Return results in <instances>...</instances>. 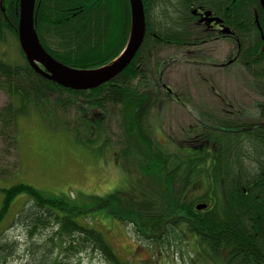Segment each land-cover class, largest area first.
Instances as JSON below:
<instances>
[{"label": "trees", "instance_id": "16d2710c", "mask_svg": "<svg viewBox=\"0 0 264 264\" xmlns=\"http://www.w3.org/2000/svg\"><path fill=\"white\" fill-rule=\"evenodd\" d=\"M263 1L144 0L147 32L130 65L95 89L74 90L30 65L18 37L20 0H0V40L8 31L24 59L0 58V90L9 97L0 106L3 138H16L20 120L35 114L34 109L42 117L44 109L50 114L52 109L75 108L80 120L77 125L64 122L63 131L77 144L100 142L102 149L110 144V119L118 114L125 141L120 155L139 183L138 189L130 182L125 189L81 203L74 196L48 192L17 180L16 174L9 178L0 172V264H9L19 249L18 241L5 236L17 223L29 237L26 264H81L76 258L89 252L105 264H130L105 232L89 222L99 210L131 224L140 238L156 245L192 236L217 256L225 252L231 263L264 264ZM197 5L214 11L231 29L226 37L237 45L235 62L253 77L263 100L259 115L252 118L235 111L201 120L195 140L208 139L213 149L173 151L156 138L150 123L152 110L165 97L161 70L169 61L161 62L157 54L162 46L190 48L216 36L195 23L191 9ZM131 23L130 0H36L35 24L44 47L73 68L96 69L113 61L128 42ZM45 122L54 128L51 118ZM178 179L183 180L182 189L176 186ZM195 179L204 187L189 200L188 189L200 184Z\"/></svg>", "mask_w": 264, "mask_h": 264}, {"label": "rangeland", "instance_id": "374dc122", "mask_svg": "<svg viewBox=\"0 0 264 264\" xmlns=\"http://www.w3.org/2000/svg\"><path fill=\"white\" fill-rule=\"evenodd\" d=\"M236 52L237 45L229 37L211 39L190 48L160 47L158 59L161 62L169 60L161 70L165 97L160 107L152 110L150 123L156 138L168 149L178 151L182 147L188 152L213 149L214 145L208 139L195 140V129L201 126L203 119L227 117L235 111L242 118L259 115L258 104L263 96L254 88L253 77L242 64L235 62ZM0 58L13 62L24 60L17 40L8 31L5 40H0ZM165 85L173 89L178 99L166 93ZM8 100V95L0 90V106ZM50 111L47 114L48 109L42 110L41 117L34 109L35 114L22 118L19 131L15 132L18 136L13 139L3 138L0 124V172L9 178L16 174L17 180L29 181L48 192L74 196L81 203L125 189L130 182L138 189L137 176L127 171L120 155L125 141L118 114L110 119V144L100 149V142H96V146L77 144L73 135L63 131L64 122L77 125L80 120L75 108ZM49 118L54 121V128L47 126L45 120L48 122ZM190 136L196 142L187 139ZM194 182L200 184L195 183L188 189L189 200L196 199L204 187L201 179ZM177 183L176 186L182 189L183 180L178 179ZM96 213L89 222L105 232L115 250L130 264H239L231 263L225 252L217 256L210 247H201L195 237L188 236L183 242L172 239L169 245H156L140 238L131 224L111 217L105 210ZM5 236L18 241L19 247L17 253L9 257V264L28 263L30 257L27 258L25 251L29 237L24 227L14 224L5 231ZM76 259L81 264H105L92 252L83 253Z\"/></svg>", "mask_w": 264, "mask_h": 264}, {"label": "water", "instance_id": "95a60500", "mask_svg": "<svg viewBox=\"0 0 264 264\" xmlns=\"http://www.w3.org/2000/svg\"><path fill=\"white\" fill-rule=\"evenodd\" d=\"M132 23L130 36L121 53L109 64L96 69L73 68L54 57L43 45L35 24L36 0H20L18 37L20 46L30 65L44 77L74 90L95 89L120 75L135 58L147 32V16L143 0H130ZM264 5V1H263ZM198 10H195V12ZM204 21H221L212 17V11L204 12ZM223 33H231L229 27ZM168 92L173 89L165 86ZM206 205H198L199 209Z\"/></svg>", "mask_w": 264, "mask_h": 264}, {"label": "flooded vegetation", "instance_id": "af4514ba", "mask_svg": "<svg viewBox=\"0 0 264 264\" xmlns=\"http://www.w3.org/2000/svg\"><path fill=\"white\" fill-rule=\"evenodd\" d=\"M195 10H198V11L195 12ZM207 10H210V9H208L206 7H202L201 5H197V6L192 7L191 13L195 19V23L201 27H205L207 32L215 33L216 36H214L212 39H218V38L226 37L227 33H223V31H222L223 28L226 27V24L224 23V20L221 17H219L214 11L210 10V11H212V17H218L221 19V21H211V22L204 21V22H201V19L204 17V12ZM205 42H208V41L202 40V43H205ZM165 89H166V92H168L167 87H165ZM168 93H172V95L176 99H178V97L176 96V94L173 93V91L168 92Z\"/></svg>", "mask_w": 264, "mask_h": 264}, {"label": "bare ground", "instance_id": "6f19581e", "mask_svg": "<svg viewBox=\"0 0 264 264\" xmlns=\"http://www.w3.org/2000/svg\"><path fill=\"white\" fill-rule=\"evenodd\" d=\"M144 1V0H143ZM147 15V14H146ZM63 22V21H62ZM128 32V31H127ZM161 84V83H160ZM258 89V88H257ZM128 119V118H127ZM222 121V120H221ZM233 125V124H232ZM135 127V126H134ZM131 132V131H130ZM247 134V133H246ZM1 177V176H0Z\"/></svg>", "mask_w": 264, "mask_h": 264}]
</instances>
